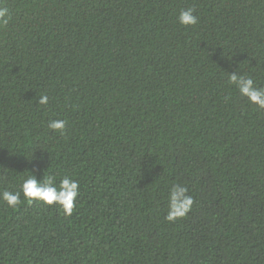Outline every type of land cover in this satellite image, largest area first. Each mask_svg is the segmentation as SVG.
Wrapping results in <instances>:
<instances>
[{"label":"trees","instance_id":"obj_1","mask_svg":"<svg viewBox=\"0 0 264 264\" xmlns=\"http://www.w3.org/2000/svg\"><path fill=\"white\" fill-rule=\"evenodd\" d=\"M0 7V192L80 185L71 216L0 201V264H264V110L227 83L264 88V0ZM173 184L193 204L169 222Z\"/></svg>","mask_w":264,"mask_h":264},{"label":"clouds","instance_id":"obj_2","mask_svg":"<svg viewBox=\"0 0 264 264\" xmlns=\"http://www.w3.org/2000/svg\"><path fill=\"white\" fill-rule=\"evenodd\" d=\"M194 8L189 7L180 11L177 23L181 26H193L198 22L194 14ZM8 9L0 7V24L6 25ZM227 83L234 86L240 96L246 98L249 104L264 110V88L257 87L253 77L238 75L235 72L228 74ZM49 97L41 94L37 100L39 105H47ZM66 127L64 120H51L48 128L53 132L63 134ZM80 195L78 180L64 176L57 183L55 175L48 174L43 180H37L35 174L28 175L20 184L19 190L12 192L4 190L0 192V201L7 207L16 208L23 202H39L43 206H57L65 216H71ZM23 197V199H22ZM193 198L188 195V189L179 184H173L167 195V214L165 220L175 222L186 216L191 210Z\"/></svg>","mask_w":264,"mask_h":264}]
</instances>
